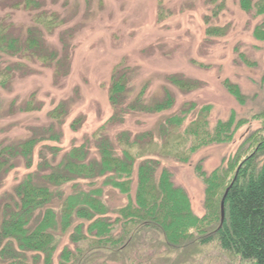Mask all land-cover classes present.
<instances>
[{"label": "rangeland", "instance_id": "rangeland-1", "mask_svg": "<svg viewBox=\"0 0 264 264\" xmlns=\"http://www.w3.org/2000/svg\"><path fill=\"white\" fill-rule=\"evenodd\" d=\"M262 19L244 12L239 0H0V32L17 41V50L27 48L29 36L39 46L25 54L0 52V72L10 73L9 83L0 88V146L12 151L1 157V208L8 204L17 210L14 189L27 178L60 173L73 147L83 145L87 159L98 160L93 133L101 126L113 154L120 156V134L134 138L147 131L160 141L166 121L169 130V120L183 119L179 132H184L206 107L209 130L232 118L230 142L203 147L186 163L162 161L174 185L186 192L192 213L203 217L205 185L196 166L206 174L227 171L240 144L262 135L264 42L253 36ZM115 70L127 83L117 113L108 101ZM173 80L192 88L182 90ZM225 83L237 87L243 100L232 96ZM165 90L174 100L167 112L131 110L138 107L140 92L142 105L150 107ZM30 139L39 144L24 157L16 148ZM226 171L223 176H232ZM103 179L63 185L54 210L68 195L101 188ZM101 193L110 212L127 203L110 188L102 187ZM57 236L60 250L68 235L58 230ZM197 264L237 262L210 249Z\"/></svg>", "mask_w": 264, "mask_h": 264}, {"label": "trees", "instance_id": "trees-1", "mask_svg": "<svg viewBox=\"0 0 264 264\" xmlns=\"http://www.w3.org/2000/svg\"><path fill=\"white\" fill-rule=\"evenodd\" d=\"M239 4L244 12L264 17V0H239ZM217 32L223 34L220 29ZM0 33L2 53L18 55L39 48L29 36L27 48L17 50V41L7 40ZM253 36L264 42V19L254 28ZM9 81L8 69L1 71L0 88ZM173 84L182 90L192 88L177 81ZM225 87L237 100H243L237 87L228 83ZM126 88L125 75L115 70L108 101L116 113ZM143 95L140 92L138 107L131 110L160 114L174 103L165 90L162 100L145 107ZM207 112L203 107L184 132H179L183 119L169 120V130L166 121L160 128V141L147 131L134 138L120 134L116 139L120 156L113 154V146L111 149L102 136L105 126H101L93 133L98 160L87 159L85 147L80 145L64 155L60 173H47L39 180L27 178L14 189L17 210L8 204L1 208L0 203V264H197L210 249L229 262L264 264V125L262 135L252 141L248 136L240 144L227 171L217 168L206 174L196 166L195 173L205 185L206 214L201 218L192 213L186 192L174 185L172 174L163 167V160L186 163L203 147L230 142L232 118L209 130ZM38 144V140L30 139L16 150L27 157ZM11 152L9 147L0 146V170L1 157ZM224 171L232 176H223ZM100 178H104L101 188L68 195L57 207L58 212L54 210V198L61 199L58 191L63 185ZM102 187L125 196L127 203L110 212L101 199ZM227 189L221 224L220 203ZM58 230L68 235L67 245L60 250Z\"/></svg>", "mask_w": 264, "mask_h": 264}, {"label": "water", "instance_id": "water-1", "mask_svg": "<svg viewBox=\"0 0 264 264\" xmlns=\"http://www.w3.org/2000/svg\"><path fill=\"white\" fill-rule=\"evenodd\" d=\"M228 192V189L226 190L224 196H223V199L220 203V221H221V224L223 222V219H224V200H225V197H226V194Z\"/></svg>", "mask_w": 264, "mask_h": 264}]
</instances>
